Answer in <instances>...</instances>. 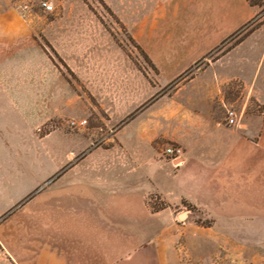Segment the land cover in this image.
Masks as SVG:
<instances>
[{
    "label": "crops",
    "instance_id": "0c3cea01",
    "mask_svg": "<svg viewBox=\"0 0 264 264\" xmlns=\"http://www.w3.org/2000/svg\"><path fill=\"white\" fill-rule=\"evenodd\" d=\"M256 14L246 0H173L145 20L140 13L134 37L158 79L192 73L171 97L181 109L173 122L182 131L171 135L184 149L181 159L160 158L152 143L158 120L140 118L139 175L152 187H129V157L126 172L114 177L113 154L99 162L92 151L72 164L88 139L61 126L41 131L51 118L50 88L36 86L34 73L20 67L19 50L3 46V33L18 27L3 25L0 10V208L13 209L9 229L0 226L3 251L16 264H114L116 256L134 254L162 236V214L178 198L225 210L232 207L227 200H238L240 209L236 188L253 187L251 207L258 208V187H264V24L219 56L207 57ZM230 86H241V96L231 99ZM131 88L129 80L128 95ZM251 100L257 109L245 112ZM233 105L238 117L230 125L226 111ZM67 137L86 140L73 152L66 150ZM17 159L26 161L25 170L14 169ZM51 160L60 161L46 171ZM120 182L122 187H114ZM221 187L235 188L228 198ZM148 188L166 198L165 208L146 205Z\"/></svg>",
    "mask_w": 264,
    "mask_h": 264
},
{
    "label": "rangeland",
    "instance_id": "374dc122",
    "mask_svg": "<svg viewBox=\"0 0 264 264\" xmlns=\"http://www.w3.org/2000/svg\"><path fill=\"white\" fill-rule=\"evenodd\" d=\"M41 1L0 0L1 23L10 30L18 27V31L3 33V46L17 48L20 67L34 73L36 86H48L51 91V118L41 131L61 126L69 135L88 139V146L74 156L72 164L92 151L98 153L99 162L105 161L104 154H113L114 177L126 172L123 162L129 157V187H152L139 175L140 151L135 140L139 119L158 120L159 133L152 143L160 158L171 160L162 150L167 144L177 143L171 135L182 131L173 122L181 109L171 99L176 86L168 89L175 79H158V69L143 55L134 34L138 32L140 13L145 20L158 8H170L173 0H52L54 8L50 12L42 8ZM246 1L257 10L256 16L246 23L247 28L228 36L208 58L224 53L264 24V0ZM5 35H11L12 42L5 40ZM129 80L132 88L128 95ZM236 92H241V86H230L229 97L241 96ZM248 104L245 112L257 109L253 100ZM230 108L239 110L237 105ZM73 120L86 122L73 126ZM82 141L80 137H67L66 150L76 151ZM59 161L51 160L46 171L53 170ZM15 162V170L26 169L25 160ZM2 172H7L6 166ZM102 172L108 170L103 168ZM119 184L114 187H122ZM123 186L128 187L127 183ZM221 188L228 191L229 198V189L235 187ZM252 188H236L237 195L241 190L242 208L238 200H227L232 207L226 210L217 205L198 206L186 198L170 203L148 188L145 202L150 209L157 210L166 201L170 204L162 214V236L144 243L134 254L116 256L114 264H264V187H258V208L251 207ZM0 210V226L9 229L13 209ZM0 264H16L1 245Z\"/></svg>",
    "mask_w": 264,
    "mask_h": 264
},
{
    "label": "built area",
    "instance_id": "2783aa9c",
    "mask_svg": "<svg viewBox=\"0 0 264 264\" xmlns=\"http://www.w3.org/2000/svg\"><path fill=\"white\" fill-rule=\"evenodd\" d=\"M41 6L47 12L52 11L54 8L52 0H42ZM237 117H238V112L236 109L230 108L226 111V121L228 124L230 125L236 124ZM85 122H86L85 120H81L79 122L73 120L71 121V124L73 126H77V125L80 126L83 125ZM183 153H184L183 147L177 143L167 144V146L164 147V149L162 150V154L164 157L177 161L181 159Z\"/></svg>",
    "mask_w": 264,
    "mask_h": 264
},
{
    "label": "trees",
    "instance_id": "16d2710c",
    "mask_svg": "<svg viewBox=\"0 0 264 264\" xmlns=\"http://www.w3.org/2000/svg\"><path fill=\"white\" fill-rule=\"evenodd\" d=\"M248 27V24H245L243 27H241L240 29H238L236 32H234L233 34H235V33H239V32H241L242 30H244L245 28H247ZM233 34L232 35H230V37L231 36H233ZM220 48V46H218L217 48H216V50L217 49H219ZM142 52L144 53V51L142 50ZM146 58H148V56L144 53L143 54ZM210 55V54H209ZM209 55H208V57H209ZM148 60L150 61V59L148 58ZM150 63L153 65V63L150 61ZM192 73V69H190V70H188V72L184 75V76H182V77H180V78H178V79H175L173 82H171L169 85H168V89H171V88H173V87H175L176 85H177V83L178 82H180L183 78H185V77H187V76H189L190 74ZM167 206V204H163L161 207H159L157 210H159V209H162V208H165Z\"/></svg>",
    "mask_w": 264,
    "mask_h": 264
}]
</instances>
